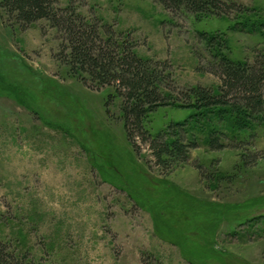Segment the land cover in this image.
<instances>
[{
	"label": "rangeland",
	"instance_id": "rangeland-1",
	"mask_svg": "<svg viewBox=\"0 0 264 264\" xmlns=\"http://www.w3.org/2000/svg\"><path fill=\"white\" fill-rule=\"evenodd\" d=\"M228 1L235 11L209 16L153 0L74 4L130 34L141 58L167 62L176 90L217 93L200 34L224 39L233 61H264V0ZM8 24L0 11V251L12 264H264L263 126L214 121L221 150L199 126L188 163L157 166L128 140L121 99L108 105V91L69 74L56 31ZM192 113L159 108L145 125L156 135Z\"/></svg>",
	"mask_w": 264,
	"mask_h": 264
},
{
	"label": "trees",
	"instance_id": "trees-1",
	"mask_svg": "<svg viewBox=\"0 0 264 264\" xmlns=\"http://www.w3.org/2000/svg\"><path fill=\"white\" fill-rule=\"evenodd\" d=\"M153 1L168 11L201 16L228 15L237 9L228 0ZM74 3L67 0L63 6L61 0H0V11L12 23L8 24L11 28L26 30L45 21L56 31L61 41L58 57L69 74L88 88L108 91V105L121 99L128 140L136 149V141L147 145L157 166L188 163L190 151L197 148L189 138L199 126L208 129L207 142L213 150L225 148L220 142L225 134L212 125L214 121L226 123L236 133H248L255 125L264 127V61L252 65L233 61L223 53L224 39L200 34L213 54L211 73L220 79L221 86L217 93L203 87L176 90L167 62L141 58L130 34L118 33L102 20L87 19ZM168 106L193 113L187 120L169 124L165 132L152 135L145 125L148 117ZM259 158L264 160V152ZM13 261L0 251V264ZM141 264L155 263L151 257H143Z\"/></svg>",
	"mask_w": 264,
	"mask_h": 264
}]
</instances>
